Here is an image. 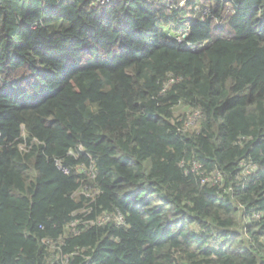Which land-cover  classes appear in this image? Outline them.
<instances>
[{"label":"trees","instance_id":"1","mask_svg":"<svg viewBox=\"0 0 264 264\" xmlns=\"http://www.w3.org/2000/svg\"><path fill=\"white\" fill-rule=\"evenodd\" d=\"M0 264H264V0H0Z\"/></svg>","mask_w":264,"mask_h":264},{"label":"built area","instance_id":"2","mask_svg":"<svg viewBox=\"0 0 264 264\" xmlns=\"http://www.w3.org/2000/svg\"><path fill=\"white\" fill-rule=\"evenodd\" d=\"M112 0H95L96 3H99V4H105V3H109L111 2Z\"/></svg>","mask_w":264,"mask_h":264},{"label":"rangeland","instance_id":"3","mask_svg":"<svg viewBox=\"0 0 264 264\" xmlns=\"http://www.w3.org/2000/svg\"><path fill=\"white\" fill-rule=\"evenodd\" d=\"M193 121V119H190V123Z\"/></svg>","mask_w":264,"mask_h":264}]
</instances>
